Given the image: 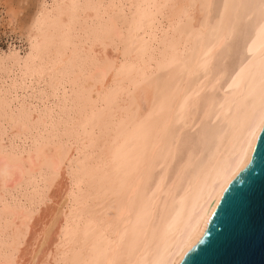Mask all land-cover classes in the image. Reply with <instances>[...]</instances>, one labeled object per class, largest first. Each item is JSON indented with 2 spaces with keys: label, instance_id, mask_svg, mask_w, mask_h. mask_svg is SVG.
Wrapping results in <instances>:
<instances>
[{
  "label": "snow or ice",
  "instance_id": "obj_1",
  "mask_svg": "<svg viewBox=\"0 0 264 264\" xmlns=\"http://www.w3.org/2000/svg\"><path fill=\"white\" fill-rule=\"evenodd\" d=\"M108 7L116 6L75 3L51 6L47 3H36L32 6L30 19L22 28L28 34L26 53L21 56L11 45L7 50L0 52V60L6 64L11 62L14 65H21L23 69L21 77L10 78L11 82L6 80L3 87H0V123L3 125L4 134L10 135V140L5 143L2 152L0 187L7 194L9 185L15 180L17 173L21 176L25 174L35 176V171L38 170L40 174L38 186L24 200L18 201L13 198L11 201L8 199L3 201V207L0 208V214L3 216V223L0 225V251H2L0 264H25L19 258L25 247L30 246L35 253L38 247L43 250L53 240L58 251L65 250L60 252L61 258L57 259L56 264H168L167 261L148 262L129 259L125 262L118 259L123 240L122 233L119 234L118 239L108 240L102 248L95 242L87 247L89 253L87 259H79L76 256L68 259L69 250L77 244L84 243L79 239L81 222L86 225L93 223L89 219L91 186L103 181L118 180L121 190L128 192L130 189L129 194L134 197L141 194L142 188L146 189L156 171L160 172L157 185L163 182L169 173H174L176 177L184 174L191 164L193 147L203 144L208 139L207 121L211 119L216 85L221 80L228 81V86L223 91L225 100L229 99L230 89L243 87L244 72L251 67L257 56L260 67V120L264 123V44L257 51L253 44L247 43L245 49L244 44L241 43V38L248 32L250 25L253 28L258 25L257 31L264 37V0H260L258 6L228 3L217 6L212 0L200 4L136 5L137 9L171 8L176 16V26L191 20L198 8L201 16L205 18L201 22L200 34L213 33L215 42L204 53L203 59L195 64L190 65L183 59L172 56L159 62L155 72L151 68L123 63L119 68L109 69L116 73L113 83L120 85L116 90L119 95L127 93L134 101L137 90L144 94L151 93L153 105L147 113L140 115L137 110L132 117L133 123L138 122V126L145 129L142 146L134 155H130L114 172L109 170L107 163L93 164L95 154L90 153L89 150L96 144L95 125L86 109L82 112V121L74 125L71 131L68 130L66 123L55 119L56 109L61 104L59 91L61 88L64 89L63 104L67 105L69 95L67 85L75 86L78 66L72 61H68L63 67L55 63H46L44 54L57 38L58 29L71 28L76 12L80 10L98 12L99 9ZM128 7L133 6L128 5ZM257 7L258 20L252 23L251 14L245 15L241 9ZM65 9L69 10L67 23L64 21ZM214 9H218V15L215 21L209 24ZM97 18L92 19L95 21ZM237 58L238 66L232 63ZM177 65L180 66L181 80L174 88H161L159 72L171 71ZM83 70L80 66V71ZM133 71L139 75V78L135 80L132 89H126L123 87V80L117 78L126 75L131 78ZM185 72L187 77L184 76ZM202 76L203 80H201ZM191 79L200 80L201 84L212 79V87L190 92L188 87ZM41 80L44 81L43 86L40 84ZM116 91L109 88L105 93V98L110 104L117 102ZM158 95L159 103H157ZM225 100H221V106ZM201 105H203L202 112ZM62 123L63 132H61ZM90 128L93 131H89ZM254 131L255 127L252 125L247 134L250 135ZM21 135L25 142L29 138L32 140V143L27 145L26 161L23 159L24 153L20 151L19 145L11 144V141ZM243 135H245L244 123L241 124L239 131H234L231 138L234 147L239 143V150L234 153V162L226 163L214 177L208 192L210 202L207 207H215L211 200L219 201V194L224 192L232 176L243 166L244 156L247 153V148L240 140ZM66 136L67 141L64 139ZM54 146L55 152H52ZM73 148L75 154L72 152ZM213 193H216L215 196ZM18 219L22 220V224L16 223ZM84 235L87 237L88 232L85 231ZM232 242L244 245L249 242V237L240 230L232 237ZM84 251L85 248L81 247L80 254L82 255ZM27 264H40V262L28 261Z\"/></svg>",
  "mask_w": 264,
  "mask_h": 264
},
{
  "label": "bare ground",
  "instance_id": "obj_2",
  "mask_svg": "<svg viewBox=\"0 0 264 264\" xmlns=\"http://www.w3.org/2000/svg\"><path fill=\"white\" fill-rule=\"evenodd\" d=\"M15 2L17 5L13 6L9 3L7 10L8 24L12 25V28L16 20L12 21L21 9L20 3L31 6L30 12L27 10L29 14L26 15L27 19L24 20L23 25L30 19L32 6L36 3L42 2L51 6L73 3L116 6L101 8L98 12L92 10L76 12L71 28L58 29L57 38L44 54L46 63H55L57 66L63 67L68 61H72L78 66L75 86L67 85L69 88L67 105L63 104L64 89L61 88L59 91L61 104L56 109L55 119L66 123L68 130L71 131L74 125L82 121V112L86 109L95 125L96 144L93 149L89 150L90 153L95 154L92 163H107L109 170L113 172L142 146L145 129L139 127L138 122L133 123L132 117L137 113V110L140 115L147 113L153 105V97L151 93L144 94L139 90L135 91L134 101L127 93L119 95L116 90L120 85L113 83L116 73L109 69L119 68L123 63L151 68L155 72L159 62L172 56H177L190 65L195 64L198 60L203 59L204 53L215 42L213 33L200 34L201 22L205 18L201 16L198 8L191 20L176 26V16L171 8L142 7L137 9L135 7L136 5L200 4L207 0H15ZM212 2L217 6L225 3L257 6L260 4V0H212ZM128 5L133 7L129 8ZM68 11L65 9V23L68 22ZM241 12L245 15L251 14L252 23L258 20V7L241 9ZM217 15L218 9H214L209 24L215 21ZM93 17L98 18L93 21ZM23 25L15 27L22 29ZM17 28L16 31H18ZM257 28L258 25L256 28L250 25L248 32L241 38L245 49L247 43L253 44L257 51L264 44V37L258 33ZM8 31L11 30L8 28ZM22 32H24L26 42H24L23 46L25 47L22 48L21 56L26 53L28 48V34L26 31ZM61 33H65V35H61ZM17 50L20 49L17 48ZM232 63L238 66L239 59L237 58ZM80 66L84 69L82 72ZM22 72L21 65H14L11 62L6 64L0 60V87H3L6 80L11 82L10 78L21 77ZM158 75L161 88H174L176 83L181 80L180 66H175L171 71H160ZM184 76L187 77L186 72ZM138 78L139 75L133 71L131 78L126 75L117 79L123 80L124 88L132 89ZM242 79L243 87L230 89L227 100H225L223 89L227 88L228 81L221 80L216 85L217 91L213 96L211 119L207 121L208 139L203 144L193 147L191 164L180 177L169 173L164 181L157 185L160 172L156 171L146 189L142 188L141 194L134 197L130 196V189L128 192L121 190L118 180L115 182L103 181L91 186L92 199L89 219L93 223L86 225L81 222L79 239L84 243L77 244L72 250H69L68 259H72L73 256L87 259L89 257L87 247L95 242L102 248L108 240L118 239L119 234L122 233L123 240L118 259L125 262L129 259L148 262L167 261L168 264L179 262L190 242L201 233L210 214L212 208L207 207L210 202L208 192L214 177L226 163L234 162V153L239 150V143L235 147L232 144L231 138L234 131H239L241 124L244 123L245 135L241 136L240 140L247 148V153L244 156L243 166L235 172L230 181L249 160L264 125L260 120L258 56L254 59L251 67L245 70ZM201 80H203V76ZM43 83L44 81L41 80V86ZM211 87L212 79L203 84L200 80L191 79L188 91L197 92L201 88ZM109 88L116 91V103L110 104L105 98V93ZM250 90L251 94H249ZM159 100L158 95L157 103ZM221 100H225L223 106H221ZM178 104L177 100V107ZM202 111L203 105H201ZM63 123L61 132L64 131ZM252 125H254L255 131L248 135V129ZM89 131H93V129L90 128ZM64 139L67 141L68 137L66 136ZM9 140L10 135L4 134L3 125L0 123V165L3 163L2 152L5 143ZM31 143V138L25 142L22 135L11 141L13 146L19 145L20 151L24 153L25 161L28 159L27 145ZM51 151L55 152V146ZM72 152L75 154V148L72 149ZM39 175L38 170L35 171V176L28 174L21 176L17 173L15 180L9 185L7 194L0 187V208L3 207L5 199L11 201L16 198L19 201L32 194V190L38 186ZM215 194L213 193V196ZM215 201L213 199L211 203L214 204ZM2 223L3 216L0 214V225ZM16 223L20 225L22 220L18 219ZM85 231L88 232L87 237L84 235ZM54 245L55 240L43 250L38 247L35 253L30 246H27L21 251L19 258L25 264L28 261L56 264L57 259L61 258L60 252L65 250L58 251ZM81 247L85 248L82 255L80 254ZM0 257H2V251H0Z\"/></svg>",
  "mask_w": 264,
  "mask_h": 264
},
{
  "label": "water",
  "instance_id": "obj_3",
  "mask_svg": "<svg viewBox=\"0 0 264 264\" xmlns=\"http://www.w3.org/2000/svg\"><path fill=\"white\" fill-rule=\"evenodd\" d=\"M177 264H264V125L245 166L215 201ZM243 230L249 242L232 237Z\"/></svg>",
  "mask_w": 264,
  "mask_h": 264
},
{
  "label": "rangeland",
  "instance_id": "obj_4",
  "mask_svg": "<svg viewBox=\"0 0 264 264\" xmlns=\"http://www.w3.org/2000/svg\"><path fill=\"white\" fill-rule=\"evenodd\" d=\"M1 1V3H0V5H1V7H0V25L1 26H3L2 28H1V26H0V51H5V50H7L8 49V47H9V45H11L12 47H14L15 49H17V48H19L20 50H18L19 51V53L21 54V52H22V48H24L25 46H23V45H25V43L24 42H26L25 41V38H24V32H22L23 30L22 29H19V28H17L19 25H23V22H25L24 20H26L27 19V16L26 15H28L29 14V10H31V6H30V4H22V3H20V5H21V9H20V11H18V13H17V15L14 17L15 19L12 21V22H14L15 20V23H13V28L11 27L12 25H10V24H8V18H9V15H8V12H7V10H8V7H9V3H11L13 6H15V5H17V3L15 2V0H0ZM8 1H11V2H8ZM8 2V3H7ZM5 8H6V10H5ZM29 12H28V11ZM24 12V13H23ZM26 12V13H25ZM7 13V14H6ZM4 14V15H3ZM22 14H23V16H22ZM18 15H20V16H18ZM3 16V17H2ZM18 16V17H17ZM25 19H24V18ZM6 18V19H5ZM20 18V19H19ZM2 19V20H1ZM19 19V20H18ZM7 22V23H5V22ZM12 22H11V24H12ZM16 22H18V23H16ZM2 23V24H1ZM5 23V24H4ZM16 24H18V25H16ZM5 25V26H4ZM7 25V26H6ZM10 25V26H9ZM9 26V27H8ZM15 26H17V27H15ZM7 27V28H6ZM8 28H9V30H11V31H8ZM11 28V29H10ZM16 28H17V30L18 31H16ZM22 30V31H21ZM3 31V32H2ZM18 32V33H17ZM23 34H22V33ZM10 33V34H9ZM17 35H16V34ZM19 34V35H18ZM20 35H21V37H20ZM16 36V37H15ZM20 37V38H19ZM18 39H20V40H18ZM24 40V41H23ZM23 42V43H22Z\"/></svg>",
  "mask_w": 264,
  "mask_h": 264
}]
</instances>
